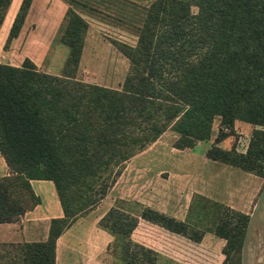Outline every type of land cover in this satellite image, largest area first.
I'll return each mask as SVG.
<instances>
[{"label": "trees", "instance_id": "16d2710c", "mask_svg": "<svg viewBox=\"0 0 264 264\" xmlns=\"http://www.w3.org/2000/svg\"><path fill=\"white\" fill-rule=\"evenodd\" d=\"M10 1L0 0V26ZM30 1H19L4 48ZM86 28L68 5L58 28L68 53L58 74L38 69L27 56L18 65L0 61V155L9 169L0 175V222L18 220L38 202L31 179L51 180L62 210L50 218L45 239L0 242V256L11 248L20 264H54L58 235L100 202L124 161L167 128L176 133L172 146L183 149L210 137L214 117L229 130L235 120L254 125L244 151L216 145L229 135L218 128L204 154L264 177V0H152L135 42L116 44L128 60L116 87L75 76ZM222 211L212 229L224 239L214 264H240L249 214ZM139 221L193 242L202 235L147 206L136 214L110 206L98 225L120 239L128 264H155L158 253L134 238ZM168 240L162 247L172 245Z\"/></svg>", "mask_w": 264, "mask_h": 264}, {"label": "rangeland", "instance_id": "374dc122", "mask_svg": "<svg viewBox=\"0 0 264 264\" xmlns=\"http://www.w3.org/2000/svg\"><path fill=\"white\" fill-rule=\"evenodd\" d=\"M14 1L12 3H14ZM151 1L152 0H71L70 6L75 8L86 20H88L87 26L89 27V33L93 34L82 46V53L75 72L77 78L87 82L111 87L119 85L127 71L128 60L116 48V44H133L135 42L138 28L143 20L145 7ZM47 6L48 2L39 7L37 6L36 9L38 11L31 14L32 19L38 13L44 12ZM9 7L5 14V21L9 18L11 19L14 12L12 6ZM191 9L195 11L196 7L192 6ZM33 26V23H31L30 28L28 27L27 30L33 28ZM57 32L58 29L51 43L44 47V55L41 56L40 59H38L39 56H34L38 63V69L40 70L59 72L60 68L62 69L63 62L68 53V48L65 44H56ZM3 42L0 45V60L19 63L23 57V47L20 45L10 46L9 43L7 47L4 48ZM212 126V133L216 134L217 129L221 128L219 126L218 117H214L211 127ZM248 126L252 128L254 125L248 123ZM169 130L171 129L167 128L161 137L155 139L157 141L154 140L155 143L152 141L142 149L146 150L143 154L135 155L138 153L137 152L122 163L119 173L115 178L116 183L114 187L112 189L109 188L107 191L109 192L107 199L119 194L120 187L118 188V186L119 184L121 185V183H127V187H130L131 184V187H134L135 183L143 184L141 185L142 187L149 189L152 186H158L159 188L163 187L162 191H166L170 188V183L167 182L166 179L167 171L162 167H166L168 163H172L176 170H181L182 168H178V165L173 163L174 161L177 163L180 161L177 156L181 150H177L172 146L175 137L171 135ZM224 132L228 133L230 136V145H238L239 148L245 150L243 149L244 144L248 141L250 134L248 128L238 125L237 127H232V129L225 130ZM246 134L248 137H246ZM227 142L228 139L222 140L219 142V145L227 146ZM208 145L209 142L203 140L198 145H195L192 148V151L198 154L200 148ZM183 149L185 150L186 148ZM238 151L241 152L240 150ZM186 164L189 165L187 162ZM142 165L153 166L160 169L153 171L155 173L149 172L146 174L141 171ZM248 173L254 174L252 172ZM153 175L157 177L158 181L151 179L154 177ZM254 175L256 176L255 179L258 180L256 186L259 185V189L256 190L254 200L248 205V207H246L248 209V214L264 182V177L256 174ZM149 177L150 179L148 180ZM103 199L104 197L100 202H102ZM117 199L118 198L116 197L115 200ZM223 208L231 210L228 206L209 201L200 196L195 200V203L194 201L192 202L188 211L190 221L193 222L190 224L202 229V235L199 242H193L183 237L173 234L171 235L165 231H158V227H150V225L144 222L137 226L134 231V236L140 241L144 239L151 244L157 242L156 247L160 248L159 253H161L163 257L157 259V262L155 260V264H214L216 258L219 256L222 245L219 246L216 242V237L218 236L213 233L212 229L215 220L219 214L223 212ZM88 211H90V209ZM97 224L98 221L95 226H93V223L90 225L89 222L86 227L87 224L84 222L80 223L74 231V234L72 233L70 235L71 240L69 243L71 246L70 251L72 263L82 264L81 259H77L76 257H83L84 261L87 260L89 264H128L123 260L122 253L120 252V239L113 235L112 237L109 235L108 237L110 240L106 243L105 239L107 234L101 232L102 229L98 227L99 225ZM163 232H165L167 236H165ZM162 239H169L168 241H170L172 245L168 244L166 247H162ZM62 245H64L63 242ZM168 246H172L173 249L168 250ZM3 247H0L1 253L4 252ZM8 249L9 252H7L6 255L0 256V264H20V261L17 259L18 257L11 254L14 253V251L11 248ZM173 250H175V252H173ZM183 250H185L184 253ZM68 259L69 261L71 260L70 255H68ZM87 261L86 264H88Z\"/></svg>", "mask_w": 264, "mask_h": 264}, {"label": "crops", "instance_id": "0c3cea01", "mask_svg": "<svg viewBox=\"0 0 264 264\" xmlns=\"http://www.w3.org/2000/svg\"><path fill=\"white\" fill-rule=\"evenodd\" d=\"M13 1L14 0H11L9 5L12 6V10H14L12 17L20 0H18V3L16 1V5H14L15 1L14 3H12ZM47 2L48 6L45 9L46 13L45 11H39L40 13H38L32 19L31 14L38 11L36 9L37 6L39 7L46 4ZM70 2L71 0H31L17 35L10 41V46H22V56H27L28 58H30L38 68V63L37 60H35L36 58L34 56H39L38 59H40V57L44 55V47L50 44L52 39L54 38L56 31L59 28V24L62 21L65 9L68 5H70ZM5 18L0 26V45L5 38L7 29L11 22L10 18L6 21ZM86 21L88 23V20ZM31 23H33L34 25L33 28L27 30L28 27L30 28ZM57 33L56 44L58 45L61 42L59 41V32ZM91 35L93 34L89 33V27L87 26L83 39V45L86 40H89L91 38ZM23 57L21 58L19 63H12L10 61L6 62L1 60L0 61L18 65L22 61ZM60 71L61 68L59 72ZM59 72L50 71L49 73L58 74ZM238 125L248 128L249 132L251 130V127L248 126V123L246 124V122L235 120L233 127H237ZM212 128L210 137L207 139L209 144L213 141V138L215 136V133H212ZM169 131L173 137H176V133L174 131ZM164 133L165 130L156 139L161 137ZM246 137H248L247 134ZM225 139H228V145L221 147L227 148L230 145L229 135L218 140L215 144L220 146L219 142ZM201 141L203 140L197 141L192 147L186 148L185 150L174 147L177 150H181V152H179L177 156L180 161H178V163L174 161L173 163H175V165H178V168L182 169L176 170L175 166L172 165V163H168L166 167H162L166 169V179L167 182L170 183V188L166 191H162L163 187L159 188L158 186H152L149 189L142 187L141 185L143 184L135 183L134 187H131L132 184L130 185V187H127V183H121V185L119 184L118 186V188L120 187L118 195L107 199V195H109V192H107L102 202H99L86 214L74 219V221H72V223H70V225H68V227H66L55 240L54 264H74L72 263V256L70 251V235L72 233L74 234V231L80 223L84 222L85 224H87V227L88 223L90 222V225L91 223H93V226H95L98 219L110 206H117L118 208L133 214L138 213L141 207L147 206L168 215L174 216L177 219L193 223L192 221H190L188 211L192 202L194 201L195 203V200L200 196L201 198H205L209 201L221 203L222 205L228 206L230 208L248 213V209L246 207H248V205L254 200L256 190L259 189V185L256 186L258 182V180L255 179L256 176L237 167L207 158L204 153L209 145L200 148L198 154L194 153V151H192V148L195 145L201 143ZM235 149L242 151V148H239L238 145L235 146ZM145 151L146 150H142L135 155H141ZM186 162L189 163V165L186 164ZM159 169L160 168L146 165H142L141 167L142 173L146 174L149 172L157 171ZM8 172L9 169L4 162L3 157L0 155V175L6 174ZM153 176L154 177H152L151 179H155L158 181L157 177L155 175ZM149 179L150 177L148 178V180ZM29 182L34 194L38 197V202L34 204L32 208L25 210L18 220L0 222V242L43 240L45 239L47 234V228L50 218L59 217L62 215L60 203L52 181L47 179H31ZM115 183L116 180L114 181L110 189L114 187ZM116 197L118 198L117 200H115ZM140 223H142V221H139L138 225ZM148 225H150V227L156 226L151 223ZM100 228L102 229L101 232H105L107 234V237L105 239L107 243L110 240L108 236L110 235L112 237V234L107 232L102 227ZM136 228L134 229V231L136 230ZM160 229L161 228L158 227V231ZM216 238V242L219 246H221L224 240L220 237ZM62 242L64 243V245H62ZM142 242L146 244L149 243L144 239L142 240ZM156 243L149 244H151L153 248L158 251L156 255L157 262V259L162 258L163 256L161 253H159V250L155 246ZM68 255H70L71 257L70 261L68 259ZM76 258L81 259L82 264H86L87 260L84 261L83 257Z\"/></svg>", "mask_w": 264, "mask_h": 264}, {"label": "water", "instance_id": "95a60500", "mask_svg": "<svg viewBox=\"0 0 264 264\" xmlns=\"http://www.w3.org/2000/svg\"><path fill=\"white\" fill-rule=\"evenodd\" d=\"M240 264H264V182L245 225L240 248Z\"/></svg>", "mask_w": 264, "mask_h": 264}, {"label": "built area", "instance_id": "2783aa9c", "mask_svg": "<svg viewBox=\"0 0 264 264\" xmlns=\"http://www.w3.org/2000/svg\"><path fill=\"white\" fill-rule=\"evenodd\" d=\"M221 128H222V130H229V128L227 127V126H221ZM246 143L247 142H245V144H244V148L243 149H245V147H246ZM242 151H244V150H242Z\"/></svg>", "mask_w": 264, "mask_h": 264}]
</instances>
